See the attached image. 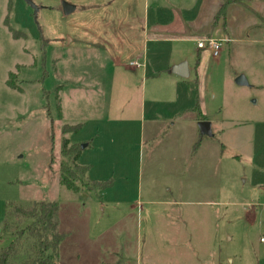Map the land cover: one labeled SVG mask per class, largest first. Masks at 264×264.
<instances>
[{"label": "rangeland", "instance_id": "obj_1", "mask_svg": "<svg viewBox=\"0 0 264 264\" xmlns=\"http://www.w3.org/2000/svg\"><path fill=\"white\" fill-rule=\"evenodd\" d=\"M31 1L36 19L24 0H0V248L10 240L1 233L8 203L51 201L66 234L58 264H108L115 253L122 264L192 256L182 220L205 245L212 233L219 264H264V37L202 62L201 98L223 129L204 140L217 163L212 196H204L188 154L193 115L171 125L160 100L172 84L164 74L144 82L132 63L150 57L145 33L174 1ZM62 1L72 12L63 13ZM64 124L79 128L62 133ZM63 138L80 149L75 162L61 153ZM184 161L187 179L174 165ZM62 164L78 192L60 183ZM93 180L106 185L90 189ZM207 197L213 206L199 202ZM171 222L182 229L170 231Z\"/></svg>", "mask_w": 264, "mask_h": 264}, {"label": "crops", "instance_id": "obj_2", "mask_svg": "<svg viewBox=\"0 0 264 264\" xmlns=\"http://www.w3.org/2000/svg\"><path fill=\"white\" fill-rule=\"evenodd\" d=\"M173 1L174 7L172 10L170 12H163L162 10L161 14L163 13L164 19H154L152 24L156 25V28L149 33L148 31L145 33L144 43L147 46L146 53L150 52V60L147 54L142 53L146 57L145 60L142 56V60L139 59L140 61H138L137 57L133 62L138 64V66L135 65L137 68H141V79L144 82L148 77L164 74L166 79L172 84L169 88L168 98L160 100V103L168 108L169 119L167 121L172 120L171 125H177L180 122L177 121V118H181L186 113L193 115L191 116L193 121H191L192 126L190 127L192 128L190 130L192 135H196V140L188 154L197 160L193 164V169L195 177L200 181V184H206V194L204 196H212L213 175L214 177L216 176L217 163H213L211 146L204 145L206 143L204 140L212 137L215 132L223 131V129L218 126L217 121L209 116L206 104L201 98L200 80L202 69L205 68L202 67V62L204 64V60H207L212 53L208 49L198 48L196 40L204 37H214L223 40L221 51L219 52L223 56L226 48H229L235 42H245L254 36L264 37V0ZM160 24H163V26L160 27ZM148 44H151V49H148ZM167 48L170 49L168 50ZM140 54L138 53L137 56H140ZM218 56L213 57L217 58ZM183 61L186 62L188 68V76L185 78L170 71L173 65ZM214 66L218 69L219 62H216ZM210 97L212 101L216 100V94L212 92H210ZM196 106H198V109H196ZM201 117L202 119H200ZM200 120L210 122V136L200 134L197 126V122ZM185 123L187 125V122ZM72 145H75V143H72ZM188 154L187 150H185L183 156H188ZM174 165L184 169L185 173L183 175L187 179V169L190 166L187 161L182 164L175 163ZM81 166H85V164ZM93 181L99 182L97 180ZM208 185H210L209 188H207ZM199 189L202 190L201 186H199ZM182 202L187 203L188 201H164L167 205H177ZM199 202L205 206H213L212 198L207 197ZM203 215L204 212H200L198 215L196 213L195 222L198 217L201 224ZM182 221L184 229L187 230L189 228L188 230H190L187 237L188 240L183 243V246L190 249L192 256L187 253H182L181 256L177 257L171 256L170 258L172 259H169V264H219V258L215 259L212 256V233L210 237L207 233L205 245L201 242V231L197 232L196 227H188L192 221L187 220L186 223L184 220ZM171 224L172 226H170L169 230L172 232L182 229L174 228L175 224L173 222ZM191 228H193L195 235ZM170 244L168 243V247L172 246ZM115 255L117 253L114 254L113 259L108 264H122ZM149 263L153 264L151 261Z\"/></svg>", "mask_w": 264, "mask_h": 264}, {"label": "trees", "instance_id": "obj_3", "mask_svg": "<svg viewBox=\"0 0 264 264\" xmlns=\"http://www.w3.org/2000/svg\"><path fill=\"white\" fill-rule=\"evenodd\" d=\"M69 127L64 125L62 133H66ZM74 127L76 131L79 125L72 128ZM68 143L67 139H62L61 153L65 157L71 156V161L75 162L80 155V149L77 145L68 146ZM62 166L64 169L66 164ZM77 167L79 166L76 165ZM80 168L85 174L88 171L87 166L80 165ZM66 169L67 174L65 169L61 170L60 183L67 189L78 192V187L69 178L72 172ZM105 185V183L93 181L90 189L105 187ZM57 214V202L38 201L27 205L8 203L1 233L9 235L10 240L0 248V264H58V247L66 234L58 229Z\"/></svg>", "mask_w": 264, "mask_h": 264}, {"label": "water", "instance_id": "obj_4", "mask_svg": "<svg viewBox=\"0 0 264 264\" xmlns=\"http://www.w3.org/2000/svg\"><path fill=\"white\" fill-rule=\"evenodd\" d=\"M24 1L32 8L33 17L34 19H36L38 8L35 6V4L31 0H24ZM61 7L65 15L69 14L73 10V6L68 4L66 1H62ZM170 71L173 74H176L183 78L188 76L187 64L184 61L173 65ZM235 81L237 84H243V85L246 84L245 79L241 75L238 76ZM197 126H198V129L201 135H208V136L211 135L210 122L205 121V120H200L197 122Z\"/></svg>", "mask_w": 264, "mask_h": 264}, {"label": "built area", "instance_id": "obj_5", "mask_svg": "<svg viewBox=\"0 0 264 264\" xmlns=\"http://www.w3.org/2000/svg\"><path fill=\"white\" fill-rule=\"evenodd\" d=\"M196 43L198 48L208 49L216 57L222 47L223 40L214 37H204L196 40ZM133 64L138 66L136 62H133ZM260 242L264 244V237L260 238Z\"/></svg>", "mask_w": 264, "mask_h": 264}]
</instances>
